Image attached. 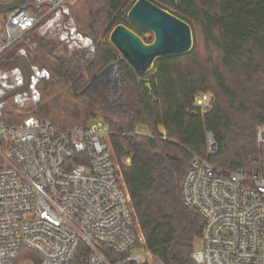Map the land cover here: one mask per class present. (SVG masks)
Masks as SVG:
<instances>
[{"label": "trees", "instance_id": "obj_1", "mask_svg": "<svg viewBox=\"0 0 264 264\" xmlns=\"http://www.w3.org/2000/svg\"><path fill=\"white\" fill-rule=\"evenodd\" d=\"M128 1L105 0L101 4L104 0H82L79 9H69L74 30L83 35V26L94 29L95 24L103 28L108 24L111 33L122 23L143 37L144 30L128 18L136 0L129 6ZM150 1L189 22L193 32V23H199L205 47L198 49L194 38L191 52L159 58L148 73L149 83L124 58L121 65L115 60L119 52L110 39L87 47L77 42L69 53L66 42L70 39L54 45L50 38L35 37L34 29L37 48H20L8 58L26 53L40 75L36 86L42 84L52 94L79 92L76 98L81 103L85 98L89 109L85 117L79 105L72 111L63 96L44 106L42 97L38 111L29 113L49 119L59 129H69L73 121L89 114L110 123L114 158L131 194L147 249L164 264H199L194 252L201 244L204 220L184 203L182 178L194 155L206 157L208 132L218 145L210 160L220 167L251 170L263 154L258 127H264V0ZM96 6H102L103 22L93 17ZM84 14L88 15V25ZM60 45L65 54L58 53ZM112 61L118 62L119 88L110 95L108 91L106 108L98 114L99 101H92L82 90ZM209 92L214 94L215 104L203 112L195 105V97ZM0 109H8L2 112L8 120L23 117L22 113L12 115L13 109H22L18 103L7 100ZM117 111L132 120L128 132L123 123L114 120ZM136 123L145 125L149 133H133Z\"/></svg>", "mask_w": 264, "mask_h": 264}, {"label": "built area", "instance_id": "obj_2", "mask_svg": "<svg viewBox=\"0 0 264 264\" xmlns=\"http://www.w3.org/2000/svg\"><path fill=\"white\" fill-rule=\"evenodd\" d=\"M77 1L27 0L28 8L0 13V61L37 48L32 5L46 15ZM214 104L212 94L195 97L203 112ZM111 135L102 117L59 129L31 113L8 120L0 112V264H164L146 247ZM258 142V164L233 171L211 162L218 145L208 132L206 157L194 155L183 175L184 203L204 220L199 264H264L263 126Z\"/></svg>", "mask_w": 264, "mask_h": 264}, {"label": "water", "instance_id": "obj_3", "mask_svg": "<svg viewBox=\"0 0 264 264\" xmlns=\"http://www.w3.org/2000/svg\"><path fill=\"white\" fill-rule=\"evenodd\" d=\"M26 1L11 0L0 4V13L18 7L28 8L30 5H24ZM32 8L41 11L43 5H32ZM59 11L66 15V20L70 18L63 6L59 7ZM128 18L144 31L152 33L153 40L147 42L139 33L122 23L113 28L109 39L140 77L151 72L159 58L186 54L193 50L194 32L191 24L150 0H136L128 12ZM14 69L21 71L22 83L6 89L0 95V106L14 96L29 93L33 79L37 76L26 53L0 61V70L8 72ZM119 81L118 62L112 61L90 78L82 93H88L92 101H99L107 97L112 85L119 88ZM102 82L106 83V88H101Z\"/></svg>", "mask_w": 264, "mask_h": 264}, {"label": "rangeland", "instance_id": "obj_4", "mask_svg": "<svg viewBox=\"0 0 264 264\" xmlns=\"http://www.w3.org/2000/svg\"><path fill=\"white\" fill-rule=\"evenodd\" d=\"M81 1L82 0H79L75 3H70V4H66L63 6L64 11L70 15V18L68 20H66V15L60 13V11L51 12V13L46 14V15H45V13H46L45 10L37 11L38 12L37 14L40 15V20L37 23V25L35 26L34 36L39 37V35H41V36L46 37L47 39L50 38L51 42L54 45L59 44L60 40H66L68 38V39H70L69 40L70 43L66 42V44H68V46L70 47L69 53L74 51V49L76 48L75 44H77V42L83 47L99 45L101 43H105V44L108 43L109 42V35H110L108 24L104 25V28L100 27L101 24L100 25L95 24L94 29L92 27L89 28L87 26H83L82 29L85 33L83 35L76 33V31L74 30V28H75L74 23L75 22H74V18L71 16V14L69 12V9L73 8V7L77 8L78 4ZM133 1L134 0H129L128 6ZM104 3H105V0L101 4H104ZM101 7L102 6H96L93 8V14H94L93 17L98 19L99 21L103 22V18H101V17H103V14H101V11H100ZM79 8H77V9H79ZM123 11H124V9H123ZM98 13H100V14H98ZM83 19H87V20H85V24L88 25V22H89L88 15L84 14ZM97 26H98V28H97ZM193 26H194V38H195L196 45H197L198 49L203 50L205 47V42H204V37H203L202 31H201V27H200L199 23H196V22L193 23ZM142 34H143V38H145L147 40H151L154 37L152 33H149L146 31H143ZM57 51L59 54H65L67 52V51H65V48L62 45L57 47ZM115 60H118L120 62V65H121V63L124 59L121 56V54L118 53ZM35 71L37 73V76L33 79L32 85L30 87V92L25 93L24 95H17V96H14V97L8 99V101H11V103L12 102L18 103L19 106L22 108L21 110L20 109H13L11 111L12 115H19L21 113L24 114L23 111H25L27 113L33 112V111L34 112L38 111V108H40L39 103H40V100L42 99V97H44L43 104H42V106H44L45 104L52 105V104L56 103V100L61 99L62 96L64 97V98H62L64 101L66 100V101H68V103H70L69 106L71 107L72 111H73L74 105H79L81 108L80 110L83 112L82 116H85L84 114L89 113V109H88V106L86 103V99L82 98V101L84 103L83 102L81 103L79 101V99L76 98L77 97L76 94H78L79 92L74 94L71 91L69 93H66V91L62 90L60 92L52 94L51 92H48V90H46L42 86V84L40 86H36L37 85L36 80L38 78H40V75L36 69H35ZM16 74H18V75H16ZM150 75L151 74H147L145 76L146 77L145 80L148 83L151 79ZM21 83H22V75L19 71L0 72V95H2L6 89L20 85ZM100 85H101V88L107 87L106 83H104V82H102V84H100ZM111 88H113V90H114L117 87L114 84V85H112ZM111 88L108 91H110ZM209 94H212L214 96V94L212 92H209ZM83 107H84V109H83ZM9 109H12V108L10 107ZM30 109H32V110H30ZM6 110L8 111V109H5V111L3 109H0V112H6ZM96 113L99 114L101 112L96 111ZM91 116L92 115L89 114V117H87L86 119H82L80 121H73L74 123H72L68 127L73 128L75 126H91L93 123H95L96 119L102 117V116H96L95 118H91ZM102 118H104V117H102ZM104 120L106 122H108L105 118H104ZM114 120L117 122L123 123L125 125L126 131L127 132L129 131V129H130L129 123L132 120L129 118V116L126 113H122V112L117 111V115L114 117ZM137 130L140 133L145 134V135H147L149 133V130L145 127V125H143L141 123L135 124V130L133 131V133H136ZM128 161H130V160L127 159V162ZM200 247H201V244L198 245V249Z\"/></svg>", "mask_w": 264, "mask_h": 264}, {"label": "flooded vegetation", "instance_id": "obj_5", "mask_svg": "<svg viewBox=\"0 0 264 264\" xmlns=\"http://www.w3.org/2000/svg\"><path fill=\"white\" fill-rule=\"evenodd\" d=\"M10 71H19L20 73H21V71L20 70H17V69H14V70H10ZM0 72H5V71H2V70H0ZM16 75H18V74H16ZM15 87V86H14ZM117 87V86H116ZM10 88H12V87H10ZM118 88V87H117ZM117 88L116 89H114L113 90V88H111V90L109 91V95L113 92V91H115V93L117 92ZM108 102V97L107 98H100V100H99V102L97 103V105H99V107H97L98 108V110L99 111H104L103 109H105L106 107H105V104ZM105 107V108H104Z\"/></svg>", "mask_w": 264, "mask_h": 264}, {"label": "snow or ice", "instance_id": "obj_6", "mask_svg": "<svg viewBox=\"0 0 264 264\" xmlns=\"http://www.w3.org/2000/svg\"><path fill=\"white\" fill-rule=\"evenodd\" d=\"M28 123H32V121H29Z\"/></svg>", "mask_w": 264, "mask_h": 264}]
</instances>
